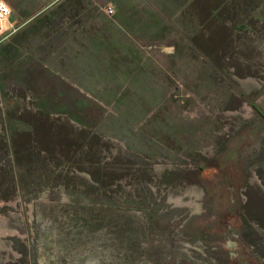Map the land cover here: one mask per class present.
<instances>
[{
	"label": "rangeland",
	"instance_id": "1",
	"mask_svg": "<svg viewBox=\"0 0 264 264\" xmlns=\"http://www.w3.org/2000/svg\"><path fill=\"white\" fill-rule=\"evenodd\" d=\"M55 4L79 83H0V264H264V0Z\"/></svg>",
	"mask_w": 264,
	"mask_h": 264
},
{
	"label": "crops",
	"instance_id": "2",
	"mask_svg": "<svg viewBox=\"0 0 264 264\" xmlns=\"http://www.w3.org/2000/svg\"><path fill=\"white\" fill-rule=\"evenodd\" d=\"M4 1L12 9L9 24L13 25L11 29L0 37V83L7 84V91L23 89L18 84L29 83L32 92H36L37 96L40 95L42 90L46 89L44 91L49 92L48 97L50 98L54 96L51 92H55L57 86L61 90H67L68 86H72L71 83L78 84L79 80L69 77L71 74L70 70H65L59 59L54 58L52 53L47 57L45 54L46 49L42 47L41 38L37 40L34 37L36 40L31 44L26 41L25 27L29 25L31 20H33L34 24H37L38 21L44 18V15L48 14V17H51L50 13L53 12L52 5L59 0H38V2H49L50 5L27 16L22 15L19 11V4L24 0ZM50 8L52 9L49 11ZM25 19L27 21H24ZM39 23L41 24V22ZM59 56H61V51ZM81 87L82 89L84 88L82 85ZM9 96L6 99V111L4 113L8 115L12 122H15L17 121L16 116L22 110L17 96H13L11 93H9ZM21 123V129H26L25 123ZM22 141L17 138L8 139V142ZM28 142H34V138L29 139Z\"/></svg>",
	"mask_w": 264,
	"mask_h": 264
},
{
	"label": "built area",
	"instance_id": "3",
	"mask_svg": "<svg viewBox=\"0 0 264 264\" xmlns=\"http://www.w3.org/2000/svg\"><path fill=\"white\" fill-rule=\"evenodd\" d=\"M105 13L109 17H114L116 14L115 7L112 5L107 6L105 8ZM11 15H12L11 7L4 0H0V26H1L2 22H4V21L9 22ZM12 27H13V25L8 27L6 30H2V28L0 27V37L2 35H4Z\"/></svg>",
	"mask_w": 264,
	"mask_h": 264
},
{
	"label": "bare ground",
	"instance_id": "4",
	"mask_svg": "<svg viewBox=\"0 0 264 264\" xmlns=\"http://www.w3.org/2000/svg\"><path fill=\"white\" fill-rule=\"evenodd\" d=\"M11 25L9 24V22L8 21H4V22H2V24H1V28H2V30H6L8 27H10Z\"/></svg>",
	"mask_w": 264,
	"mask_h": 264
}]
</instances>
